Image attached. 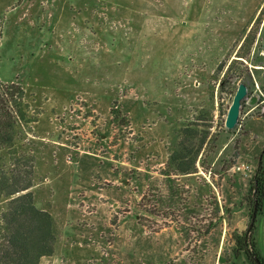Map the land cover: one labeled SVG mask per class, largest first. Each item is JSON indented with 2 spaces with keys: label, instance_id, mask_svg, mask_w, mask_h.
<instances>
[{
  "label": "rangeland",
  "instance_id": "374dc122",
  "mask_svg": "<svg viewBox=\"0 0 264 264\" xmlns=\"http://www.w3.org/2000/svg\"><path fill=\"white\" fill-rule=\"evenodd\" d=\"M263 45L264 0H0V81L24 91L0 174L31 178L57 221L39 264H251L235 236L264 148ZM183 143L197 172L173 159Z\"/></svg>",
  "mask_w": 264,
  "mask_h": 264
},
{
  "label": "trees",
  "instance_id": "16d2710c",
  "mask_svg": "<svg viewBox=\"0 0 264 264\" xmlns=\"http://www.w3.org/2000/svg\"><path fill=\"white\" fill-rule=\"evenodd\" d=\"M239 57L244 58L243 55ZM225 83V80H221L219 85L224 88ZM23 95L24 91L18 82L0 81V148L8 146L14 139L21 114ZM207 138L208 135H205L202 146ZM182 145L183 149L176 153L173 159L177 161L182 173L197 172L194 168L195 161L183 162L188 154V147L185 143ZM200 150L201 148L196 152L197 155ZM257 159L258 165L253 176L249 202L250 219L255 204L257 217L251 229L235 236L236 259L243 253L251 264H254L251 255L258 257L264 263L254 238L258 216L264 210V148ZM8 187L12 189L6 194L4 191ZM31 187V178L21 179L18 175L10 177L5 173L0 174V196L2 198L6 199L7 195L21 193L9 201L8 209L0 216V264H39L41 257L53 254L56 249L59 236L57 221L47 210L36 206L30 191L24 192Z\"/></svg>",
  "mask_w": 264,
  "mask_h": 264
},
{
  "label": "water",
  "instance_id": "95a60500",
  "mask_svg": "<svg viewBox=\"0 0 264 264\" xmlns=\"http://www.w3.org/2000/svg\"><path fill=\"white\" fill-rule=\"evenodd\" d=\"M247 95H248V85L245 82H241L238 85L232 104L230 105L226 116L225 125L227 129H234L239 124L242 104L245 98L247 97ZM256 217H257V207L255 204L253 215L251 217L248 229H251L253 227ZM251 259L253 260L254 264H264L262 260L256 256L251 255Z\"/></svg>",
  "mask_w": 264,
  "mask_h": 264
},
{
  "label": "built area",
  "instance_id": "2783aa9c",
  "mask_svg": "<svg viewBox=\"0 0 264 264\" xmlns=\"http://www.w3.org/2000/svg\"><path fill=\"white\" fill-rule=\"evenodd\" d=\"M264 53V49H263ZM252 97H255V100L257 101L255 105H253V110H257L258 115L264 116V85H260L259 82L255 79V87L253 90ZM249 166L242 164L237 165L234 167V171H248Z\"/></svg>",
  "mask_w": 264,
  "mask_h": 264
},
{
  "label": "crops",
  "instance_id": "0c3cea01",
  "mask_svg": "<svg viewBox=\"0 0 264 264\" xmlns=\"http://www.w3.org/2000/svg\"><path fill=\"white\" fill-rule=\"evenodd\" d=\"M256 227L257 229L254 233L255 243L262 258L264 259V210L258 216Z\"/></svg>",
  "mask_w": 264,
  "mask_h": 264
}]
</instances>
